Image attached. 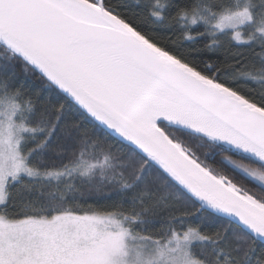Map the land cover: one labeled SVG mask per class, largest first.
I'll list each match as a JSON object with an SVG mask.
<instances>
[{"label": "snow or ice", "instance_id": "snow-or-ice-1", "mask_svg": "<svg viewBox=\"0 0 264 264\" xmlns=\"http://www.w3.org/2000/svg\"><path fill=\"white\" fill-rule=\"evenodd\" d=\"M0 264H264V0H0Z\"/></svg>", "mask_w": 264, "mask_h": 264}, {"label": "trees", "instance_id": "trees-1", "mask_svg": "<svg viewBox=\"0 0 264 264\" xmlns=\"http://www.w3.org/2000/svg\"><path fill=\"white\" fill-rule=\"evenodd\" d=\"M103 203V201H101V204Z\"/></svg>", "mask_w": 264, "mask_h": 264}]
</instances>
